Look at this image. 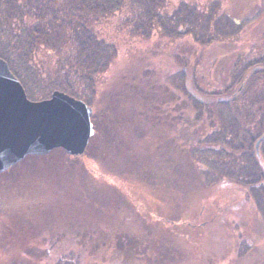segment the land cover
Instances as JSON below:
<instances>
[{
	"label": "rangeland",
	"instance_id": "obj_1",
	"mask_svg": "<svg viewBox=\"0 0 264 264\" xmlns=\"http://www.w3.org/2000/svg\"><path fill=\"white\" fill-rule=\"evenodd\" d=\"M167 1L170 7L179 3L178 7L182 5L183 9L197 10L188 11L187 18L178 21L187 25L183 34L173 35L166 30L161 37L152 38L149 46L137 43L141 45L135 46L133 57L131 54L125 57L126 51L120 53L105 82L113 85L111 88L118 86L121 95L111 100L107 95L109 87L96 94V106H92L96 115L92 120L95 134L90 139L88 158L82 159L83 154L71 160L59 150L45 158L29 159L0 174V222L4 217L3 207L20 208L25 202L54 198L60 202L55 203V216H43V224L48 227L38 234L51 235L57 240L56 252H64L73 262L84 257L83 264H106V256L110 254L112 264H205L198 259L202 256L196 258L199 228H193L190 233L193 239L185 238L181 242L176 237L180 229L189 231V226L180 225L181 222L166 224L167 221L153 224L141 218L148 217L149 212L155 214V206L164 208L163 202H153L157 192L169 193L170 201L191 202L197 212L204 204L198 223L210 220L217 207L227 203L226 212L245 207L248 203L244 198L250 196L264 210L263 190L252 186L248 190L244 183L255 178L256 166L238 164L231 168L225 161L227 149L222 154L213 152L215 143L234 148L229 140L240 152L245 141L248 143L252 138L248 145L254 155L255 142L264 132V128L261 132L255 130L259 109L264 108V0ZM247 54H252V68L261 74L258 100L250 107L248 130L231 136L237 122L229 118L227 105L216 110L218 122L220 117L223 121L217 125L212 106H202L199 102L188 104L185 79L190 85L195 82L197 87L189 89L203 96L213 89H225L235 64ZM16 70L31 100L49 98L54 90L62 91L53 88L50 77L42 72L26 73L18 65ZM227 130L229 138H226ZM243 156L248 162V154ZM258 166L264 172V161L258 162ZM30 172L35 175L29 176ZM224 174L228 179H237V186L243 190L236 188L233 192L235 185ZM216 189L220 192L213 194ZM185 192L182 201L181 194ZM94 197L103 200L100 205H107L105 214L89 209L92 202L86 201ZM229 200L238 203L229 207ZM143 209L151 211L146 214ZM135 211L138 213L132 218ZM172 211L167 214L170 220L182 217ZM15 213L23 214L19 209ZM111 213L119 216L115 218ZM216 224L221 222L217 219L214 225L212 222L204 225L208 238L202 239L201 248L207 250L205 258L211 264H214L213 251L219 254L218 258L222 254L221 246L213 242L214 238L210 239L214 233L223 231ZM232 244L240 254L235 258H245L247 250L243 243L237 244L234 239ZM190 250L193 256H188ZM185 253L180 262L179 256ZM177 257L179 260L173 263ZM227 257L220 259L231 264Z\"/></svg>",
	"mask_w": 264,
	"mask_h": 264
},
{
	"label": "trees",
	"instance_id": "obj_2",
	"mask_svg": "<svg viewBox=\"0 0 264 264\" xmlns=\"http://www.w3.org/2000/svg\"><path fill=\"white\" fill-rule=\"evenodd\" d=\"M182 1L183 3L185 2V0ZM167 2L170 1L0 0V58L5 59L9 63L12 72L19 80L21 79L16 70L17 65L22 70H26V73L33 72V70L42 72L43 75L50 77L54 84L53 88H61L62 91L95 107L97 102L96 94L101 89L105 91L109 87L110 91L107 95L111 100L121 95V91H117L118 86L111 88L113 85L110 86V83L108 84L105 81L111 66L117 62L116 59L122 51H126L125 57L126 54H131L133 57L135 46L141 44L149 46L152 38L161 37L166 30L171 31V34L177 33V35L186 31L185 26L187 25L178 21L182 18L183 20L187 18L185 14L188 11L192 13L197 9L192 10L190 7L183 9L182 5L178 7L179 3L175 5L176 7H170L167 6ZM140 42L142 43L137 44ZM252 58V54H247L245 59L235 64V68L229 77L230 83L227 88L213 89V92L207 93L206 96L189 89L197 86L195 82L190 85L185 79V96L188 104L199 102L202 106H212L213 119L216 124L223 122L221 121V114L218 115L220 117L218 122L216 110L219 111L220 106L227 105L229 118L237 122L235 132L231 136L244 134L248 130L246 123L252 117L250 107L255 100H258L257 84L261 74L252 68ZM187 81L192 82L190 79ZM104 85H106V88H104ZM123 94H126V92ZM258 114L259 122L256 129H254L261 132L264 128V108L259 109ZM93 118L95 120V113ZM221 128H224V126ZM217 129L218 131L220 130V125ZM229 136L230 134L227 130L226 138H229ZM252 140L251 138L249 142ZM249 142L246 143L245 141L240 152H237L239 150H237L231 140H229V144H233L234 148L226 145L218 146L214 142L213 152L222 154L227 149L225 161L226 165L228 164L231 168L238 167V164L245 166L249 164L250 167L255 165L258 170L256 175H254L255 178H250V180L243 182L247 183L245 185L248 190L252 186L258 187L264 192V172L258 166L255 153L254 155L251 153ZM90 147L91 142L81 157L82 159L89 156ZM59 150L63 151L71 160L79 158V156L68 155L63 149H55L49 154ZM242 152L244 155L248 154V162L244 161L245 158ZM260 152L264 161V143L261 145ZM47 155L27 156L4 173L17 168L18 165L25 163L29 159L45 158ZM235 172L239 174L237 170ZM101 173L104 174L103 172ZM28 175L34 176L35 173L30 172ZM224 175L226 176V174ZM226 178L228 179L229 177L226 176ZM228 180L235 185L232 188L233 192H236V188L240 189V191L243 190L237 186L239 185L237 179L230 178ZM219 192V189H216L213 194ZM251 197L253 196L248 199L244 198L247 201L245 203L248 204L245 207H239L240 209L238 210L226 212L229 211L226 208L228 203L222 207H217L216 210V214L219 217L225 216L227 221L222 222L225 228L222 229L227 243L225 242L226 245H224V248L222 247L220 256H228L227 258H229L231 264H264V210H261ZM42 199L44 200H40L41 202H25L24 206L23 204L19 206L20 208L9 207L7 209L8 206L3 207V214H1L4 217L0 222V264H83L82 259L84 257H77L73 262L72 258L67 257L68 255L64 252H56L57 240H54L51 235H46V233L38 234L39 230L45 232L44 228L48 227L46 223L43 224L42 220L45 219L43 216L46 214L53 218L55 216L54 213L57 211L55 203H60L56 202L54 198ZM88 199L86 202H92L91 205H88L89 209L105 214L106 211L104 209L107 208V205L99 204L103 200L101 201L98 197H94L92 200ZM262 199L264 201V193ZM228 202L230 204L229 207H234L238 203L233 202V200ZM63 203L67 204V202ZM262 204L264 205V202ZM0 209L2 208L0 207ZM18 209L21 214L23 213L22 215L15 213ZM143 211L147 214L151 210L143 209ZM137 213L138 211L131 217H136ZM148 214V217H144L149 218L154 215L152 212ZM111 215L115 216V218L119 216L117 213L116 215L111 213ZM104 218L106 217L104 216ZM231 231L233 236H230ZM178 234L176 239L181 242L183 239L188 238L187 234ZM76 239L78 243H82L79 240L80 238ZM234 239L239 240L246 247L245 258H235L236 255L240 256V254L237 251V247L233 246L234 243L232 244ZM94 248L96 247L94 246ZM192 254L193 251L190 250L188 256ZM185 256L186 253L183 256L181 254L179 256L181 257L180 260L177 257L178 259L174 260L173 263L178 260L181 262ZM197 256H202L198 258L201 263L211 264L205 258L207 257L206 253L199 251L196 254V258ZM220 256L213 260L214 264H225L220 259ZM110 258L111 255L108 254L105 259L106 264H112L113 261Z\"/></svg>",
	"mask_w": 264,
	"mask_h": 264
},
{
	"label": "water",
	"instance_id": "obj_3",
	"mask_svg": "<svg viewBox=\"0 0 264 264\" xmlns=\"http://www.w3.org/2000/svg\"><path fill=\"white\" fill-rule=\"evenodd\" d=\"M92 117L91 105L64 91L29 99L9 63L0 58V174L27 156H43L55 149L83 155L95 134ZM263 143L264 132L255 142L259 163Z\"/></svg>",
	"mask_w": 264,
	"mask_h": 264
},
{
	"label": "flooded vegetation",
	"instance_id": "obj_4",
	"mask_svg": "<svg viewBox=\"0 0 264 264\" xmlns=\"http://www.w3.org/2000/svg\"><path fill=\"white\" fill-rule=\"evenodd\" d=\"M168 194L169 193H166V192L165 193L157 192L156 196H154L156 200H153V202H155V203H156V201L163 202V204L165 205L164 208H160L158 206H155V211L156 212H154L155 214L152 215V217L146 218V217L142 216L141 218H143L145 220V222L151 221L153 224H158V223H161V222H164V221H167V222H165L166 224H169V223L175 224V222L176 223L177 222H181L180 225H184L185 224L186 226H189V227H187L189 229V231L188 230H183L182 231L180 229V233L187 234L188 238H192V239H193V236L190 233L192 231H194L193 228L194 229L195 228L196 229L199 228L198 232H200L201 236L197 237L195 239L196 240L195 242H198V247H199L198 250L200 252L202 251V252L207 254V250L205 248H201V247H203L202 239H204V237L206 236V231H205L206 227L204 225L209 224L210 222H212L213 225H214L215 223H217V219H218V222H221V224H219V225L216 224V226H220V228H224V225L222 224V222L223 223L227 222L225 216H220L219 217L218 214H214V216H212V218L210 220L198 223V221L201 220V216L203 214V210L205 209V205L204 204L202 205V209L197 212V210L195 211L194 208L190 205L191 202H177L175 199L170 201ZM181 195H182L181 199H182V201H184V198L186 197V192L184 194H181ZM170 210H173L172 211L173 214L179 213L182 217L179 218V219L178 218L174 219L172 217V220H170L168 218V215H167ZM135 213H136V211H135ZM187 216H189V217H187ZM184 217H187V218H184ZM193 222L195 223L194 225H192ZM232 233L233 232L231 231L230 236H233ZM203 234H205V235H203ZM210 237H211L210 238L211 240H213V238H214V241H213L214 243H217L218 245L221 246L220 247L221 249H219V250H222L224 248V245H226L225 244L226 236L224 235V231L214 233ZM206 238H208V236H206ZM213 242H212L211 245H213ZM228 242H229V240H228ZM237 243H239V240H237ZM194 245L197 247V245L195 243H194ZM210 251H212V249ZM212 253H213V259L212 260H214L216 257H218L219 254H216L215 251H213Z\"/></svg>",
	"mask_w": 264,
	"mask_h": 264
}]
</instances>
